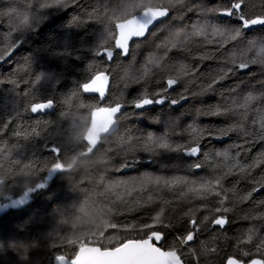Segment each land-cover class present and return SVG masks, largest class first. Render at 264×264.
<instances>
[{
  "label": "trees",
  "instance_id": "trees-1",
  "mask_svg": "<svg viewBox=\"0 0 264 264\" xmlns=\"http://www.w3.org/2000/svg\"><path fill=\"white\" fill-rule=\"evenodd\" d=\"M40 2L42 0H0V49L6 48L12 40L19 41V46L11 55L0 62V128L9 119L13 121L7 129L0 131V150H3L0 152V164L3 165L0 173L10 170L8 179L0 185V208L5 207L0 216V264H40L46 261L50 253L53 256L63 254L72 258L79 246L68 241L81 233H103L106 238L96 244L102 248H113L118 246L120 240L140 238L143 233L110 228L106 230L102 221H107L109 225L151 223L150 217L156 214L159 207L165 210V221L174 225L163 229L166 238L159 245L163 244L164 249H167L183 231V213L191 209L190 215L195 214L198 220H202L209 213L200 208V204L207 203L209 207H215L217 199L211 197L202 202L191 193L180 197L181 191H187L183 185L173 188L171 192L167 188L157 192L155 186L149 185L152 195L158 198L156 202L136 211H127L117 199L118 195L128 201L129 206L136 207L134 201L146 200L148 193L133 192L128 196L124 194L122 185L113 191L108 189L119 182L138 181L143 177H163L170 180L187 176L197 183L211 178L212 173L208 168L189 171L181 153H162L156 157V163L146 166L137 164L130 168L121 167L123 156L118 141L122 136L130 134L144 137L151 132L155 136H164L170 144L176 146L188 141L190 125L214 130L236 125L237 130L224 136L223 141L206 137L201 141V150L207 153L228 150L232 156L239 150L241 155L237 159L242 163L256 164L261 161L250 172L229 176L222 182L228 194L226 206L232 208L227 213L230 223L224 230L219 227L213 230L211 226L204 229L200 240L206 242L209 248L215 247L217 251L202 255L200 264H227L230 256L243 259L246 264L251 258H259L250 244L241 247L244 250L252 248L253 254L242 257L236 243L246 237L250 227L254 229L253 243L264 240V219H252L264 213V188H259V184L264 182V141L245 136L246 133L260 131L261 118L264 117V94H257L246 110H240L246 112V117L239 113L221 117L197 115L198 112L207 111L217 104L230 103L231 100L243 102L240 98L252 86L264 89V68L259 64L237 70V74L224 81L222 87L217 86L215 93L181 101L174 108L165 106L161 109V106L154 105L151 107L156 109L155 112H144L126 106L128 112H139L140 115L122 119L118 131L110 137L102 138L93 149L86 141V133L95 110L89 109V104L107 106L118 97L130 102L145 91H157L163 79L175 74L181 64H189L197 69L196 78L199 83L200 77L223 66V60L232 52L239 56L247 51L250 42L264 36V27L255 26L252 30H246L243 40L236 47L233 44L227 45L223 55L216 51L215 46H199L202 41L197 38L196 43L187 46L190 51L173 50L162 61L160 69H154L146 80L136 83L133 77L140 74L147 57L163 56L164 50L157 48V45L170 35L173 30L170 26L175 24L190 29L193 23L200 20L197 11L182 14V25L181 17H177L174 11L170 12L166 24H157L151 30L155 32L154 36L137 41L139 47H134L128 57L115 55L112 61H108L104 56H97L95 49L104 30L105 14L118 11L123 0H79L76 6L67 9L47 10L39 9ZM157 2L159 0H154V3ZM226 2L227 0H190V5L197 9L219 8ZM244 10L249 15L264 14V0H245ZM36 13L44 18L35 30H12L21 26L25 17L31 20ZM73 19L76 24L72 23ZM255 51L248 54L249 58L255 55ZM204 52H212L216 58L200 60L199 56ZM104 69L108 70L105 74L111 77V87L107 99L101 104L97 95L83 92L80 85L88 82L97 71ZM36 76L42 79L33 87ZM189 79L192 78L181 79L169 90V97L178 98ZM73 91L77 92V96L73 97L72 105L67 106L63 101ZM25 92L30 95L25 97ZM33 97L34 102L53 99L55 111L39 115L24 111ZM17 111L20 112L19 116H16ZM170 115L174 118V123L168 127L164 121ZM155 117H159V124L153 123ZM37 119L41 121L38 128L40 136L24 141L13 135L17 128L33 125ZM246 138L253 142L245 143ZM53 141L61 143L65 149V164L70 166L66 170L47 171L53 161V154L46 150L45 145L50 146ZM101 144L103 147H100ZM233 144H243L248 150L231 148L230 145ZM139 155L146 160V153ZM6 156L7 159L4 158ZM15 160L21 163H12ZM24 164L32 165L27 170L28 175L21 172ZM37 183H44L45 187L35 188ZM28 186L34 188L29 192V201L22 206L13 205V201L24 196ZM254 186L258 190L253 192L249 200L238 202L239 197L246 195ZM163 200H170L172 203L164 204ZM82 207L83 213L80 212ZM107 207L118 211L108 213ZM73 222L76 223L75 228Z\"/></svg>",
  "mask_w": 264,
  "mask_h": 264
},
{
  "label": "snow or ice",
  "instance_id": "snow-or-ice-1",
  "mask_svg": "<svg viewBox=\"0 0 264 264\" xmlns=\"http://www.w3.org/2000/svg\"><path fill=\"white\" fill-rule=\"evenodd\" d=\"M78 3L79 0H42L39 3V9H67L76 6ZM244 7L245 0H227L219 8L200 7L199 9L192 7L190 0H159L157 3H154V0H123L118 11L105 14L106 22L104 23L103 33L95 49V54L106 57L108 61L113 60L114 55L128 57L134 47H139L137 41L155 35V32L150 31L154 25L166 24L165 18L169 17L170 12L174 11L177 17H181L180 25H182V14L197 11L200 20L193 23L190 29H185L183 26H176L175 24L170 26L173 29L170 35L157 45V48L164 50L163 56H148L140 74L133 77L134 82L140 83L146 80L153 73L154 69H160L162 61L173 50L190 51L187 46L196 43L197 38L202 41V45L199 46H215L216 51L223 55L227 45L233 44L236 47L238 42L243 40L246 30H252L255 26L264 27V14L249 15L245 12ZM43 18L38 13L33 15L31 20L25 17L22 25L12 30L17 32H22L29 28L35 30ZM72 23L76 24L77 22L73 19ZM18 46L19 41L12 40L6 48L0 49V62H4ZM257 46L259 50L255 51ZM253 51H255V55L249 58L248 54ZM215 58L212 52H204L199 56L200 60H211ZM25 63L27 64V61ZM222 64L223 66L214 72L200 77L199 83H197L196 78L197 69L189 64H181L176 69L175 74L168 75L163 79V83L157 91L151 93L145 91L130 102L124 101L122 97H118L106 107H99L98 104H89L88 107L89 109L103 108L110 113L108 123L102 129L103 134L110 137L118 131L122 119L128 116L140 115L139 112H128L126 106H131L133 109L144 112H155L156 109L151 107L154 105L161 106V109L165 106L174 108L181 101L215 93L218 90L217 86L222 87L224 81L228 80L230 76L237 74V70L247 69L252 64H259L261 68H264V41L259 42L258 45L256 41L250 42L247 51L242 52L239 56H237L236 52H232L223 60ZM107 71V69L97 71L89 78L88 82L80 85L83 92L97 93L100 100H104L108 81V75L105 74ZM127 76L128 72L126 71L125 77ZM185 77H191L192 79L188 80L184 91L179 94L178 98H170L168 95L169 90L173 89ZM41 79L42 77L36 76L33 87L39 84ZM12 83L15 82L13 81ZM23 95L28 97L30 93L25 92ZM75 96H77V92L73 91L64 99L63 103L67 106L72 105V99ZM253 100L254 97L249 95L244 97L242 103L231 100L230 103L217 104L207 111L198 112L197 115L221 117L239 113L246 117V112H240V110H246L252 104ZM34 101L35 97L29 100L24 107V111H30L31 113L43 112L44 110L53 108L55 103L53 99H47L44 102ZM81 107H84V105H81ZM19 115L20 112L17 111L16 116ZM12 122V119L4 122L0 131L7 129ZM153 123L159 124V117H155ZM164 123L166 126L171 127L174 123V118L170 115L169 119L164 121ZM40 125L41 121L37 119L33 125L28 127L20 126L13 132V135L20 140L29 141L32 137L41 135L40 131H38ZM236 130V125L220 130L200 129L194 125H190L188 141L176 146L170 144L164 136H155L151 132L144 137H135L130 134L122 136L118 141V147L123 156L121 161L122 168L134 167L137 164H145V166L146 164H154L156 163V157H159L162 153L169 152L183 154L189 171L208 168L212 173L211 178L202 180L199 183L194 180H189L187 176L174 177L170 180L163 177H143L138 181H123L117 185L110 186L108 191H113L116 187L122 185L124 194L128 196H131L133 192L148 193L146 200L137 199L134 201L136 207L129 206V202L118 195L117 199L124 205V209L127 211H136L140 207L154 204L158 198L152 195V189L149 188V185L155 186V191L157 192L162 188H167L171 192L173 188L183 185L187 191H181L180 197L191 193L195 199L202 202L208 201L211 197H215L217 204L215 207H209L207 203L200 204V208L207 210L209 213V215H204L202 220H198L195 214L190 215L191 209L185 211L181 217L183 231L167 246V250H163V244L157 246L156 243L165 240L166 233L163 229L174 227L170 221H165V210L163 207H159L156 214L150 217L151 223L140 225H120L114 223L109 225L107 221H102L106 230L110 228L123 232L143 233V236L132 239L125 238L118 242V246L101 250L100 247L86 248L85 243L91 238H98V235H102L103 233H81L68 241L71 244H76L80 241L85 242L80 244L79 251L75 254L76 258L71 261V264H200L202 255L215 253L217 249L215 247L209 248L206 242L200 240V236L205 228L211 226L214 230L215 226H218L221 230H224L230 223L227 213L231 212L232 208L226 206L228 194L225 192L222 182L229 176L250 172L261 161H257L256 164L242 163L237 159L241 155V151L239 150L235 156H232L228 150L214 153L203 152L201 150V141L206 137L222 139L228 133ZM245 136L255 137V140L264 141V117L261 118L260 131L258 133L249 132ZM251 142L253 141H249L247 138L245 139V143ZM137 145L139 146L137 147ZM45 147L47 151L53 154V161L47 169L48 172L56 170L63 171L70 167L65 164V149L61 143L53 141L50 146L45 145ZM89 147L91 148L92 146L90 145ZM100 147H103V145L101 144ZM230 147L243 151L248 150L244 148L243 144H233ZM2 151L0 150V152ZM109 151H113V149H109ZM140 153L147 154L146 160L139 155ZM4 158L7 159L8 157L6 156ZM12 163L19 165L21 161L15 160ZM2 167L3 165L0 164V168ZM31 167V164H24L21 172L24 175H28L29 172L27 170L31 169ZM9 174L10 170H7L6 173H0V184H3L8 179ZM44 187V183L35 184V188L42 189ZM259 188H264V182L259 184ZM33 190V187L28 186L24 197L15 201V203L23 204L27 198V194ZM257 190L258 188L254 186L246 195L240 196L238 202L249 200L253 192ZM163 203L171 204L172 201L163 200ZM113 211L118 210L107 207L108 213H112ZM80 212H84L83 207L80 209ZM213 213L215 215H212ZM257 218L264 219V213H261L260 217H252V219ZM76 220L78 221L79 218L77 217ZM65 222L62 221V223ZM75 227L76 223L73 222V228ZM97 227L99 228L100 225H97ZM253 233L254 229L250 227L246 237L237 241V250L242 257H250L253 254L252 248L244 250L241 246L252 245L255 253L259 255V258H251L247 261V264H264V240L253 243ZM189 257L192 259L189 260ZM58 258L61 261L65 259L63 256ZM227 264H246V262L243 259L230 256L227 259Z\"/></svg>",
  "mask_w": 264,
  "mask_h": 264
},
{
  "label": "water",
  "instance_id": "water-1",
  "mask_svg": "<svg viewBox=\"0 0 264 264\" xmlns=\"http://www.w3.org/2000/svg\"><path fill=\"white\" fill-rule=\"evenodd\" d=\"M170 16V14H169ZM169 17L165 18L168 19ZM157 25V24H156ZM154 25L150 31L156 26ZM118 51V50H117ZM115 57V55H114ZM114 59V58H113ZM112 61V60H111ZM107 75V74H106ZM110 87H111V77L108 75V81H107V90H106V94H105V98L104 100H100V103L103 104L104 101L107 99L108 95H109V90H110ZM91 95H97V93H89ZM99 97V96H98ZM100 99V98H99ZM101 107H106V105H102ZM56 109V106H55V103H54V107L51 108V109H48V110H44L43 112H39V113H32L33 115H39V114H47V113H52L54 112ZM123 111V110H122ZM139 111H142V110H139ZM110 118V113L101 108V109H95L93 111V114H92V120H91V124L89 126V129L86 133V141L89 145H91L92 149L95 148L102 140V138L106 137L103 132H102V129H104L105 125L108 123V120ZM217 140H220V141H223L224 139H217ZM1 185V184H0ZM5 210V207H2L0 208V216L2 215L3 211ZM215 227H218V226H215ZM162 242V241H160ZM160 242H156L157 243V246H160L159 243ZM130 243H132V241H130ZM86 248H91V247H100L101 250H104L105 248H102L101 246H98V245H85ZM107 249H111V248H107ZM163 250H167V249H163ZM79 251V249L77 250ZM85 255H87V253H85ZM60 256H63L65 259L64 261H61L58 257ZM60 256H57L54 260V263L53 264H71V261L73 259L76 258V255H74V257L72 258H68L67 256H64V255H60Z\"/></svg>",
  "mask_w": 264,
  "mask_h": 264
},
{
  "label": "rangeland",
  "instance_id": "rangeland-1",
  "mask_svg": "<svg viewBox=\"0 0 264 264\" xmlns=\"http://www.w3.org/2000/svg\"><path fill=\"white\" fill-rule=\"evenodd\" d=\"M201 6H203V3H202ZM205 6H206V5H205ZM254 40L257 42V45H258L259 42L264 41V36H262L261 38H258V37H257V38H255ZM257 48H258V46H257ZM237 49H238V48H237ZM244 49H245V48H244ZM246 49H247V48H246ZM237 53H239V52H237ZM256 91H257V92H256ZM250 92H251V93H250ZM261 93L264 94V89H263V88H261L260 86H258V87L252 86V88L250 89V91L247 92L245 95H243V97H241L240 100H243L244 97L249 96V95H251V96H253V97H256L257 94H261ZM240 103H242V101H240ZM262 117H263V116H262ZM23 197H24V196H23ZM21 198H22V197H21ZM21 198L15 200V201H18V200H20ZM29 198H30V194L28 193V194H27V198L25 199V202H24L23 204H25L26 202H28V201H29ZM15 201H13V205H15L16 207H17V206H22V205H23V204L15 203ZM104 237H105L104 234H102V235H98V238H91V239H89L86 243H85L84 241H80V242L76 243V245L79 246V247H80V244H81V243H85V245H98V244H96V243H99L100 241L103 242ZM105 238H106V237H105ZM98 246H101V245H98ZM78 249H79V248H78ZM60 255H63V254H57L56 256H55V255H54V256H55V258H56L57 256H60ZM54 256H53V254L50 253L49 255H47L46 261H45V262H41L40 264H53V263H54V260H55ZM64 256H65V255H64Z\"/></svg>",
  "mask_w": 264,
  "mask_h": 264
}]
</instances>
